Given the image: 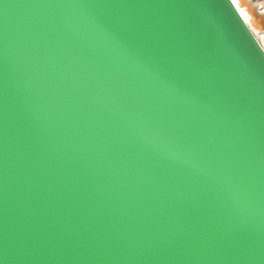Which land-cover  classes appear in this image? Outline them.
<instances>
[{"label": "water", "instance_id": "1", "mask_svg": "<svg viewBox=\"0 0 264 264\" xmlns=\"http://www.w3.org/2000/svg\"><path fill=\"white\" fill-rule=\"evenodd\" d=\"M0 0V264H264V11Z\"/></svg>", "mask_w": 264, "mask_h": 264}, {"label": "bare ground", "instance_id": "2", "mask_svg": "<svg viewBox=\"0 0 264 264\" xmlns=\"http://www.w3.org/2000/svg\"><path fill=\"white\" fill-rule=\"evenodd\" d=\"M234 2V4L236 5V7L238 8L240 14L242 15V17L248 21L251 19V16L248 14L247 9L243 6H241L240 2L241 0H232ZM261 8L264 9L263 5L261 3L258 4Z\"/></svg>", "mask_w": 264, "mask_h": 264}, {"label": "rangeland", "instance_id": "3", "mask_svg": "<svg viewBox=\"0 0 264 264\" xmlns=\"http://www.w3.org/2000/svg\"><path fill=\"white\" fill-rule=\"evenodd\" d=\"M253 2L257 3V4L261 3L263 5V7H264V0H253ZM261 10L264 11L263 8H261Z\"/></svg>", "mask_w": 264, "mask_h": 264}]
</instances>
